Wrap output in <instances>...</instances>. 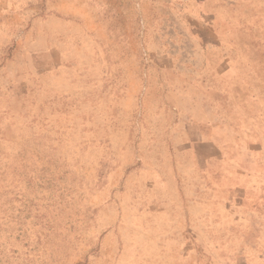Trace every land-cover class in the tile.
Returning a JSON list of instances; mask_svg holds the SVG:
<instances>
[{
  "label": "rangeland",
  "instance_id": "374dc122",
  "mask_svg": "<svg viewBox=\"0 0 264 264\" xmlns=\"http://www.w3.org/2000/svg\"><path fill=\"white\" fill-rule=\"evenodd\" d=\"M0 264H264V0H0Z\"/></svg>",
  "mask_w": 264,
  "mask_h": 264
}]
</instances>
